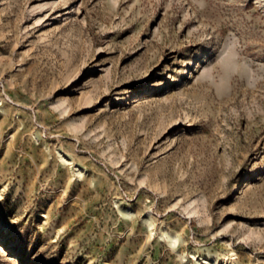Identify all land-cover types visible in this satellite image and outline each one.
<instances>
[{"label":"rangeland","instance_id":"1","mask_svg":"<svg viewBox=\"0 0 264 264\" xmlns=\"http://www.w3.org/2000/svg\"><path fill=\"white\" fill-rule=\"evenodd\" d=\"M0 264H264V0H0Z\"/></svg>","mask_w":264,"mask_h":264},{"label":"bare ground","instance_id":"2","mask_svg":"<svg viewBox=\"0 0 264 264\" xmlns=\"http://www.w3.org/2000/svg\"><path fill=\"white\" fill-rule=\"evenodd\" d=\"M142 92H145V90H142ZM141 99V97H136L135 99H133V102L139 101Z\"/></svg>","mask_w":264,"mask_h":264}]
</instances>
